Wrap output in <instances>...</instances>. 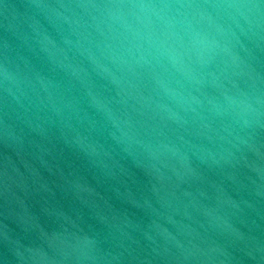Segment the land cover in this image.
<instances>
[{
  "label": "water",
  "instance_id": "obj_1",
  "mask_svg": "<svg viewBox=\"0 0 264 264\" xmlns=\"http://www.w3.org/2000/svg\"><path fill=\"white\" fill-rule=\"evenodd\" d=\"M0 264H264V0H0Z\"/></svg>",
  "mask_w": 264,
  "mask_h": 264
}]
</instances>
